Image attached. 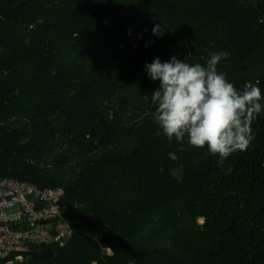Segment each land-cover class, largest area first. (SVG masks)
Returning <instances> with one entry per match:
<instances>
[{"label": "trees", "instance_id": "1", "mask_svg": "<svg viewBox=\"0 0 264 264\" xmlns=\"http://www.w3.org/2000/svg\"><path fill=\"white\" fill-rule=\"evenodd\" d=\"M221 52L264 95V0H0V181L64 189L73 231L14 264H264V110L223 165L153 119L146 64Z\"/></svg>", "mask_w": 264, "mask_h": 264}, {"label": "clouds", "instance_id": "2", "mask_svg": "<svg viewBox=\"0 0 264 264\" xmlns=\"http://www.w3.org/2000/svg\"><path fill=\"white\" fill-rule=\"evenodd\" d=\"M162 34L160 25L153 29ZM228 53H213L206 66L173 55L146 64L148 77L159 82L152 93L153 119L169 141L175 139L220 157L223 165L232 154L246 151L254 140L252 124L264 110V95L256 84L237 89L218 65ZM230 170V169H229Z\"/></svg>", "mask_w": 264, "mask_h": 264}, {"label": "built area", "instance_id": "3", "mask_svg": "<svg viewBox=\"0 0 264 264\" xmlns=\"http://www.w3.org/2000/svg\"><path fill=\"white\" fill-rule=\"evenodd\" d=\"M64 189L40 188L14 178L0 181V259L15 255L8 264L22 262L33 245L66 246L73 236L64 220ZM10 211H13L11 214ZM14 226L23 227L21 231ZM52 228V232L49 231Z\"/></svg>", "mask_w": 264, "mask_h": 264}, {"label": "rangeland", "instance_id": "4", "mask_svg": "<svg viewBox=\"0 0 264 264\" xmlns=\"http://www.w3.org/2000/svg\"><path fill=\"white\" fill-rule=\"evenodd\" d=\"M10 213L12 214V213H13V211H10ZM49 231H50V232H52V228H49Z\"/></svg>", "mask_w": 264, "mask_h": 264}]
</instances>
